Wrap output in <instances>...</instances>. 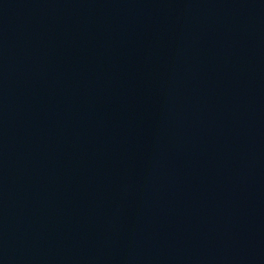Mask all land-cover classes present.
Returning <instances> with one entry per match:
<instances>
[{
    "label": "water",
    "instance_id": "1",
    "mask_svg": "<svg viewBox=\"0 0 264 264\" xmlns=\"http://www.w3.org/2000/svg\"><path fill=\"white\" fill-rule=\"evenodd\" d=\"M0 264H264V0H0Z\"/></svg>",
    "mask_w": 264,
    "mask_h": 264
}]
</instances>
